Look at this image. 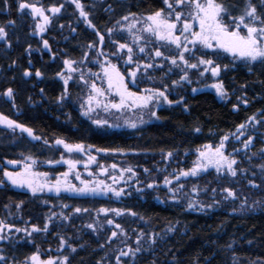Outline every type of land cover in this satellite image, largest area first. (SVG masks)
<instances>
[{
    "label": "trees",
    "instance_id": "1",
    "mask_svg": "<svg viewBox=\"0 0 264 264\" xmlns=\"http://www.w3.org/2000/svg\"><path fill=\"white\" fill-rule=\"evenodd\" d=\"M20 2L36 3L46 10L53 5L63 4L64 7L55 16L46 11L52 22L41 35L35 29L39 18H34L30 9L20 11ZM224 2L242 8L244 0ZM81 3L89 13L88 19L99 30V34L104 35L103 45L99 43L96 30L80 17L79 10L71 0H0V26L7 25L10 20L15 21L14 26L6 28L12 47H7L5 41L0 40V93L8 87L13 88L15 101L0 95V113L32 128L35 135L41 137L35 140L19 129L13 131L0 124V180L4 181L0 185V219L13 225L11 231L5 230L4 234L8 238L0 240V254L7 257V261L0 264H25L26 258L37 250L42 259L68 255L69 264H113L115 256L119 255L118 250L124 248L127 251L128 247H138L136 240L141 231L145 233L140 239L141 251L135 257L131 254L126 256L122 264H233L234 260L236 264H259V261L264 260V171L259 167L264 164V154L261 153V149H264V118L261 115L264 110V65L238 64L223 72L220 79L229 93V97L224 100L211 86L197 87L195 83L185 82L172 85L178 76L176 73L164 76L169 62L157 58L156 62L163 63L164 69L153 68L150 69L153 73L148 70L147 73H138L137 83H130V89L142 92L145 88H160V77L164 76V83L169 85V98L183 99L188 110H184L183 104L167 105L158 110L160 120L142 128L102 132L83 117L77 106L83 88V82L78 79L79 72L73 74V80L69 81V95L62 103L57 98L63 92L64 84L56 73H66L63 64L65 59L81 60L87 56L79 65L84 69L85 79L95 81L98 87L107 89L101 68L106 61L116 63L126 75L134 69V66L124 63L126 56L123 54L120 58L111 55L116 50L111 40L126 42L128 37L123 35L125 32L117 31L109 37L107 30L121 27L117 21L123 22L124 16L130 18L131 13H135L137 17H143L165 5L163 0H81ZM253 3H257V0H253ZM231 10L234 15L238 14L237 8ZM45 39L51 50L43 47ZM89 45L95 46L89 49ZM101 51L104 52L103 56L98 55ZM134 60L151 62L138 52ZM26 70L32 71L33 75L24 76ZM36 70L44 73L43 77H36ZM91 73H99L100 76L97 78ZM149 76L154 79H149ZM245 84L247 88L242 87ZM193 88L197 91L193 92ZM40 89H44V92L41 93ZM241 97L249 103L243 104ZM113 98L114 93H110L107 98L101 99L107 103ZM234 105L239 107L234 108ZM253 115L261 123L253 122L248 125L246 135L240 137V140L230 137L227 142V153L234 154L238 167L247 171L231 177L209 169L191 181H174L170 185L174 189L178 183L184 184L181 193L185 199L170 201V186L164 185L165 177L175 180L180 170L193 166L198 157L197 149L204 144L217 145L224 134L236 132L237 126ZM196 126L200 127V132L193 130ZM248 136L255 139L248 149H244L242 141ZM58 138L68 143L93 145L91 153L103 164L119 162L122 166L132 168L138 178L121 186L130 195L116 198L111 193L107 197L68 196L61 193L56 201L46 194L44 199L49 201L48 205L41 203L40 198L29 192L12 186L4 176V171L18 172L22 162L31 163L28 157L36 160L34 166L40 172L58 176L67 171L64 164L55 163L62 154L67 153L62 145L55 144ZM95 148L123 151L97 153ZM168 152L173 155L168 157ZM77 155L84 157L85 154ZM8 161L20 163L9 164ZM69 179L79 186L80 182L74 176ZM250 180L259 187H252ZM148 184H155L156 187L148 188ZM193 185L199 189L196 193L192 191ZM223 188H232L239 198L224 200ZM245 198L247 203L244 210H241ZM190 201L205 205V209H189ZM21 202L18 208L17 204ZM57 204L68 205L67 208L60 207V210L70 217L69 221L63 220L58 214L53 216L47 232H32L29 236L25 231L15 230L27 228L31 232L33 225L43 228L51 216L49 209ZM76 207L87 208L89 211L76 213ZM102 207L120 208L126 213L130 210L138 214L115 216V222L126 230L125 243L114 245L108 237L107 229L94 232L86 227L93 222H90L89 216L91 209ZM169 225L174 226L175 231L165 233ZM11 233L17 236L12 238ZM152 233L165 236V239L160 240L158 237L157 242L149 247ZM60 237L77 251L71 252L68 244L58 251L61 248Z\"/></svg>",
    "mask_w": 264,
    "mask_h": 264
},
{
    "label": "snow or ice",
    "instance_id": "2",
    "mask_svg": "<svg viewBox=\"0 0 264 264\" xmlns=\"http://www.w3.org/2000/svg\"><path fill=\"white\" fill-rule=\"evenodd\" d=\"M71 3L76 6L79 10L80 17L84 18V21L89 27L96 30L97 35H99V43L103 45L104 35L99 34V30L92 23L89 17V13L85 11V5L81 3V0H71ZM164 8H160L151 12L150 14L143 16V18H138L135 13H131V21L126 25L119 28H109L107 34L112 37L114 32H126L128 40L121 43L118 39H112L111 43L115 46V51L111 53L112 56L120 58L121 54L126 56L125 64L133 65L134 70L127 73L120 71L119 66L113 63L111 60L106 61V64H102L101 68L104 74V78L107 81V89H102L97 86L95 81L91 83L89 80L85 79L84 69L79 67L87 56H83L81 60L75 59H65L63 61L64 66H66L65 71L57 72L56 75L63 81L64 90L61 95L57 98L59 103L64 102L68 93L69 81L73 80V74L79 72V81H82L84 85L89 86V93L87 96L86 104L82 103L80 105L81 109H84L82 115L92 119L91 113L95 112L96 108L103 107L105 111L115 110L117 113L125 114L131 112L136 119L131 117L124 120V124L130 128H137L138 124H144L150 122L152 119L160 120L161 117L158 115V110L164 107V105H184V110H188L187 104L183 99L173 100L170 99L169 85L164 83V76H167L173 72L174 69H178L180 76L179 79L173 80L172 85H180L182 82L191 84L192 80L189 76L190 70H197L199 76H205L211 74L212 77L218 78L215 83L211 85L215 89L217 95L222 99L229 97V93L224 86L223 80L219 79L222 71H227L229 68L228 64L218 63L213 56L219 57V53H227L232 58L233 61L240 60L244 61L248 65L259 63L264 65V0H257V3H253V0H244L243 7H239L237 4H226L224 0H163ZM64 7L63 4L59 6L53 5L49 9H45L43 6H37L36 3L20 2L18 4V9L23 11L24 9H30L31 15L34 18H39L35 25V29L38 34H43L47 31L48 26L52 22V18L46 14V11L51 12L53 16L60 13L61 9ZM233 8L238 9V14L234 15ZM124 21H129V16L122 17ZM120 21H117V25H120ZM15 21H8L7 25L0 26V40L5 41L7 47L11 48L12 44L8 40V31L6 28L8 26H14ZM140 25V27H137ZM63 27V25H61ZM74 31V29H73ZM152 38L155 41L160 42L161 47H167L169 49L168 54L160 50V47H154L148 50V45L152 43ZM95 45H89V49ZM43 47L45 49L51 50V46L48 40H43ZM29 54L31 53V46L28 48ZM138 53L143 54L151 62H146L141 64L139 61L134 60V56ZM99 56H103L104 52L98 53ZM157 58H161L164 61L169 62V66L164 73V76L160 77L162 87L160 88H145L143 91H133L130 89L129 84L135 85L137 83V74L143 69L144 73H147L148 69L159 68L164 69L163 63H157ZM194 61V62H193ZM31 63V61H29ZM251 70V68H249ZM90 71V70H89ZM24 76H32L33 72L26 70L23 73ZM34 75L36 77H43L44 73L40 70H36ZM92 76L99 78V73H91ZM149 79H154V77L149 76ZM243 88H247V84L242 85ZM41 93L44 89H40ZM193 92L197 89L193 88ZM110 93H114V98L109 100L107 103L101 98H107ZM0 95L6 96L9 100L15 101L14 89L8 87ZM30 99V98H29ZM242 103L247 105L249 101L241 97ZM95 105V107L93 106ZM238 105H234V108H238ZM149 116V121L144 120V113ZM262 118H264V110L261 112ZM95 125L100 128L107 127H120L119 124H109L107 120L94 119L92 121ZM260 124L261 121L257 120L256 115L251 116L245 123H241L237 126L236 132H229L222 136L217 145L204 144L200 149H197L198 157L193 162V166L187 170H180L178 175L175 176L176 181H180L181 177H196L203 172H207L209 169H214L217 174L226 173L231 177H236L239 172H246V169H241L238 167V161L235 155L232 153H227V142L230 137H235V139L240 140V137L246 135V129L248 125ZM0 124L5 125L9 129L15 131L19 129L22 133H27L30 137L35 140H40L41 137L35 135L34 130L30 127L25 126L22 123H18L16 120L10 119L7 115L0 113ZM195 132H200V127L196 126L193 129ZM238 133V135H237ZM255 137L248 136L247 139L242 141L243 148L248 149L252 145ZM47 144V140L44 141ZM56 145H62L63 148L69 154H85L87 155V161H83L79 158H65L63 155L60 160L55 161V163H63L68 166V170L60 173L58 176H52L48 172H35L33 171V166L36 164V160L32 157L27 159L31 163H25L23 169L18 172L4 171V176L7 178L11 184L18 188H25L36 196L37 193H43L45 191L50 193H55L59 196L61 193H69L74 196H99L108 195L111 193L116 198H121L125 195H130L126 193L125 188H116L115 185L118 179L122 180L123 175L119 178L117 176H112V184L106 183L104 180L93 179V180H83L80 179V173L77 171L78 165L84 164L87 169L90 164L97 162V157L91 155L93 150V145H85L83 143H68L64 139H56ZM97 153H107L110 151H123L122 149H107V148H95ZM261 153L264 154V149H261ZM172 152H168L167 156L171 157ZM255 155V153H253ZM251 160V156L249 157ZM9 164H18L19 161H8ZM52 163V161H49ZM100 167L101 173L107 174V169ZM260 169L264 171V164H261ZM112 169H116L117 165L112 164ZM121 173L132 172V168L121 169ZM145 172L148 169H144ZM92 172H89V176H93ZM255 175V173H253ZM70 176H74L76 180H79L80 186L72 183L69 179ZM252 187H259L254 181H249ZM4 181L0 180V185H3ZM172 180L168 177L164 179V185L170 186ZM148 188L156 187L155 184H148ZM184 189L183 183H178L175 189L169 188L172 192L173 199H176V192L182 191ZM137 191H142V189H137ZM193 192H197L198 188L193 185ZM215 192V189H213ZM224 200H235L239 197L237 193L232 188H223ZM47 203V201H45ZM216 204L219 201H215ZM247 203V198L241 203V210H244L245 204ZM17 204L19 208L21 206ZM7 207V205H6ZM68 205L61 204V208H67ZM200 210L205 209V205H199ZM207 207H212L208 205ZM255 207V205H253ZM189 209L196 208V202L190 201L188 203ZM89 209L76 207L75 212L87 213ZM103 213L107 216L109 213L114 214L116 217L129 214L131 216H137L136 212L130 210L126 211L120 208H106L102 207L97 210V217L99 214ZM56 215V214H53ZM59 216L65 220L69 221L70 217L64 215L63 212L59 213ZM53 216L48 217V223L44 225L43 228L32 226L31 232H28L27 228L20 229L16 228L17 232L25 231L31 236L32 232H47L49 224L52 222ZM143 219V217H141ZM106 224L113 226L115 229L119 230L111 232V237H116L118 234L127 235L126 230L122 227L120 223H116L114 219H107ZM89 229L94 232L97 231L98 227L103 228V224L89 223L86 225ZM13 225L8 224L5 220L0 219V240H5L8 237L4 234L5 230L11 231ZM175 231L174 226L169 225L165 230V233ZM145 236L143 231L139 232L136 244L138 247L135 249L128 247L127 251L123 249L119 250V255L116 256L117 264H122L121 257L129 256L135 257L136 253L141 251L140 239ZM164 240L165 236H159L157 233H152L149 239V247L157 242V238ZM68 244V241L63 237H60L61 248ZM70 251L75 253L77 249L68 244ZM103 247V245H102ZM231 247V245H229ZM7 257L0 254V262H6ZM25 264H69V256L64 255L61 257H49L47 259H42L39 250L34 252L32 255L26 258ZM155 264V262H153ZM233 264H236L235 260ZM259 264H264V260L259 261Z\"/></svg>",
    "mask_w": 264,
    "mask_h": 264
},
{
    "label": "rangeland",
    "instance_id": "3",
    "mask_svg": "<svg viewBox=\"0 0 264 264\" xmlns=\"http://www.w3.org/2000/svg\"><path fill=\"white\" fill-rule=\"evenodd\" d=\"M138 18H141L142 19L143 17H138ZM131 19H132V17H130L129 21H123V22H121L119 26L126 25L127 23H129L131 21ZM137 27H140V25H137ZM124 34L127 36V33L126 32L123 33V35ZM151 47L152 48H154V47H160V50L163 51V52H165L166 55L169 52V49L167 47H161L160 46V42L155 41L154 38H152V43H150L148 45V48H151ZM212 58L213 59H216L217 62L218 63H221L222 65L223 64H228L229 65L228 70H230L232 67H234V66H236L238 64H243V65L246 64L244 61H240V60L233 61V58L229 54L222 53V52L219 53V57L213 56ZM139 62L141 64L146 63L144 60H140ZM128 66H134V64L133 65H128ZM148 71H150V69H148ZM141 72L144 73L143 69L141 70ZM223 72H225V71H222L221 74ZM151 73H153V72H151ZM174 73H176V75L178 76L177 78L179 79V76H180L179 70L178 69H174L171 74H174ZM151 76H152V74H151ZM189 76H190V78L192 80V83H195L197 87L211 86L218 79L216 77H212L210 73L207 74V75H205V76H202L201 77V76H199L197 70H195V69L189 71ZM219 79H220V77H219ZM174 80H176V79H174ZM81 86L83 88L80 91V94H79V97H78L79 99H78L77 106H78V108H79V110H80V112L82 114V112L84 111V109H81L80 105L82 103L86 104L87 96H88V93H89V86L83 85V83L81 84ZM224 100H226V99H224ZM93 106L95 107V105H93ZM164 107H167V105H164ZM83 117L86 118L93 125V127H95L97 130H100L102 132L134 130L133 128L127 127L124 124V120L127 119V118H129V117H131L132 119H136V117L133 116L131 114V112H128V113H125V114H121V113L115 112V110L105 111L102 106L99 107V108H96L95 112L91 113L92 119H89L88 117H85V116H83ZM94 119L107 120L109 122V124H113V125L114 124H119L121 126L118 127V128L117 127H107V126H105L103 128H100V127H98L97 125H95L92 122ZM144 120L145 121H149V116H148V114L146 112L144 113ZM155 121H157V120L152 119L150 122H147V123H144V124H138V127L135 128V129L142 128V127L146 126L147 124L152 123V122H155ZM62 155L66 159L67 158H70V156H71L72 158H79V159H81L83 161H87V155H84V157H82V156L79 157V155H77V154H69V153H65V154H62ZM91 155H93V153H91ZM24 164H25V162H22V165H24ZM60 164H63V163H60ZM112 164H116L117 165V168L116 169H112L111 168V165ZM22 165L20 164V170L19 171H21V169H23V166ZM64 165L66 167V170H68V166L66 164H64ZM98 165L101 166V167H103V168H106L107 169V174L106 175L103 174V173H101L100 167H98ZM126 168H129V167L122 166L119 162H112V163H109V164H103V163L99 162V158L97 157V162L96 163L90 164L87 169L84 167V164L81 163L80 165H78L77 171L81 174L80 175V179H83V180L84 179L85 180L100 179V180H104L108 184H112V180H111V177L112 176H117L119 178L121 175H123V179L122 180L118 179V182L115 185H113L116 188H120L121 186L126 185V184H129L130 182H133L134 180H136V178H138L137 173L133 169H132L133 170L132 172H125V173L122 174L120 170L121 169H126ZM33 171L40 172L36 168V166H33ZM89 172H92L94 175L93 176H89ZM197 177H199V176H196V177H188V178L181 177L180 181H182V179H186V180L190 179V181H191L193 178H197ZM174 181L175 182H178L176 180H172V183ZM71 182H74V184L77 183L74 180H71ZM79 186H80V184H79ZM16 188L17 189H20V190L22 189V190H24V191L29 192L30 194H32L30 191H28L25 188H18V187H16ZM170 188H171V186H170ZM172 189H174V188H172ZM198 191H199V189H198ZM169 193H170L169 200L172 201V202H179L181 199H185V195L184 194L182 195L181 191L180 192H176V199H173V195H172V192L171 191ZM193 193H196V192H193ZM46 194L50 195L56 201L59 200V197L55 193H50V192H47V191H45L43 193H37V195L34 196V197L40 198V202L41 203H45V201H47V203H45V204H48L49 201L47 199H44V196ZM62 195L74 196V195H71L69 193H63ZM100 196L107 197L106 195H100ZM199 205H200L199 203H196V207H199ZM60 207H61L60 204L53 205L52 208L49 209V211L51 212L50 215L51 216H56L59 213H61L62 210H60ZM90 213H91V215H89V216H91V218H90L91 221L90 222H92V220H93L92 223L103 224L104 227L102 229L98 227V229H101V230L107 229L108 230V237H109L110 241H112L114 243V245H118V244L121 245V244L125 243L124 240L126 239V236L123 235V234H118L116 237H111V232L112 231H117L119 233V230L118 229H115L113 226H110V225H107L106 224V220L107 219H114L115 220L114 214L109 213L107 216H105L103 213H101V214H99V217H97V210L96 209H91ZM53 214H56V215H53ZM106 226L108 228H105ZM16 236H17L16 233H11V236L10 237L14 238ZM121 249H124V248H121ZM124 251H126V249H124ZM125 257L126 256H122L120 258L121 259V262L123 261V259ZM113 264H117L116 256H115V259L113 261Z\"/></svg>",
    "mask_w": 264,
    "mask_h": 264
}]
</instances>
